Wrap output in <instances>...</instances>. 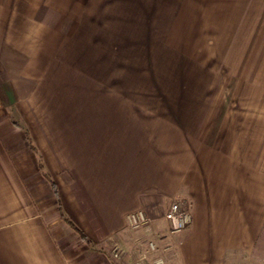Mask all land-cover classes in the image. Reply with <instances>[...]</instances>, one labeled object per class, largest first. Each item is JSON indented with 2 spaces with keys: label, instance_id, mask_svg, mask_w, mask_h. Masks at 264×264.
Segmentation results:
<instances>
[{
  "label": "crops",
  "instance_id": "crops-1",
  "mask_svg": "<svg viewBox=\"0 0 264 264\" xmlns=\"http://www.w3.org/2000/svg\"><path fill=\"white\" fill-rule=\"evenodd\" d=\"M149 239L264 264V0H0V264H134Z\"/></svg>",
  "mask_w": 264,
  "mask_h": 264
},
{
  "label": "built area",
  "instance_id": "built-area-1",
  "mask_svg": "<svg viewBox=\"0 0 264 264\" xmlns=\"http://www.w3.org/2000/svg\"><path fill=\"white\" fill-rule=\"evenodd\" d=\"M166 222V231L168 235L187 228L192 220L186 200L182 198L172 199L166 206L162 214ZM126 224L132 228L146 225L150 220V216L145 210L139 208L125 214ZM160 249V245L156 239H149L145 243L138 241L134 248V264H165L161 256H154ZM114 259H121V251L112 250Z\"/></svg>",
  "mask_w": 264,
  "mask_h": 264
},
{
  "label": "trees",
  "instance_id": "trees-1",
  "mask_svg": "<svg viewBox=\"0 0 264 264\" xmlns=\"http://www.w3.org/2000/svg\"><path fill=\"white\" fill-rule=\"evenodd\" d=\"M33 148V150L36 151L35 147L34 146H31ZM38 167L40 169V171L42 172L43 176L47 179L49 185H50V188L52 190V192L54 193V195L56 196L57 198V203H58V210H59V214H60V217L62 218V220L68 224L77 234L78 236L86 241L87 243H89V240L87 239L86 235L84 234V232L78 228L74 223H72L65 215L64 213L62 212V209L60 207V203H59V200H58V197H57V189H56V185L55 183L52 181V179L50 178V176L48 175L47 172L44 171V166L41 162V159L38 157Z\"/></svg>",
  "mask_w": 264,
  "mask_h": 264
},
{
  "label": "rangeland",
  "instance_id": "rangeland-1",
  "mask_svg": "<svg viewBox=\"0 0 264 264\" xmlns=\"http://www.w3.org/2000/svg\"><path fill=\"white\" fill-rule=\"evenodd\" d=\"M112 257V256H111ZM113 258V257H112ZM108 262H110L111 263V259L108 257Z\"/></svg>",
  "mask_w": 264,
  "mask_h": 264
}]
</instances>
